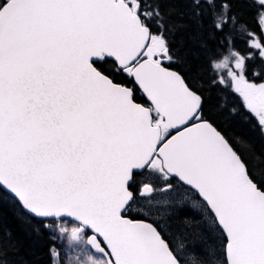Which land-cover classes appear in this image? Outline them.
Instances as JSON below:
<instances>
[{"label":"snow or ice","instance_id":"6c2138e0","mask_svg":"<svg viewBox=\"0 0 264 264\" xmlns=\"http://www.w3.org/2000/svg\"><path fill=\"white\" fill-rule=\"evenodd\" d=\"M264 0H0V264H264Z\"/></svg>","mask_w":264,"mask_h":264},{"label":"trees","instance_id":"16d2710c","mask_svg":"<svg viewBox=\"0 0 264 264\" xmlns=\"http://www.w3.org/2000/svg\"><path fill=\"white\" fill-rule=\"evenodd\" d=\"M233 132L252 139L257 149L264 148V144H262L259 138L255 135L254 129H252L251 125L245 122H237L233 126ZM0 228L10 229L14 234L22 233L16 213L12 205L6 200H0ZM23 243L25 245L26 258L31 264H45L46 256L44 253L46 252V249L43 246H33L28 239H24Z\"/></svg>","mask_w":264,"mask_h":264}]
</instances>
